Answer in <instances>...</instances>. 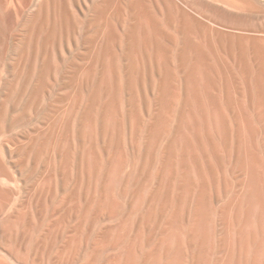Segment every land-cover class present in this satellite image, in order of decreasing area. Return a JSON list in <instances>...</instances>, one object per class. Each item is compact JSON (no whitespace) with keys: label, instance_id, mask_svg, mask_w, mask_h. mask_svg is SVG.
Masks as SVG:
<instances>
[{"label":"rangeland","instance_id":"obj_1","mask_svg":"<svg viewBox=\"0 0 264 264\" xmlns=\"http://www.w3.org/2000/svg\"><path fill=\"white\" fill-rule=\"evenodd\" d=\"M0 264H264V0H0Z\"/></svg>","mask_w":264,"mask_h":264},{"label":"bare ground","instance_id":"obj_2","mask_svg":"<svg viewBox=\"0 0 264 264\" xmlns=\"http://www.w3.org/2000/svg\"><path fill=\"white\" fill-rule=\"evenodd\" d=\"M146 4V3H145ZM145 8V7H144ZM139 9V8H138ZM120 14V13H119ZM173 26V25H172ZM179 32V31H178ZM205 36V35H204ZM115 37V36H114ZM118 45V44H117ZM198 51V50H197ZM204 54V53H203ZM206 54V53H205ZM223 58V57H222ZM208 59V58H207ZM210 59V58H209ZM227 63V62H226ZM128 68V67H127ZM211 70V69H210ZM151 79V78H150ZM120 80V79H119ZM153 82V81H152ZM132 85V84H131ZM141 89V88H140ZM251 110V109H250ZM227 146V145H226ZM205 155V154H204ZM208 161V160H207ZM185 165V164H184ZM224 173V172H223ZM259 173V172H258ZM214 180V179H213ZM203 186H205V185H203ZM180 189V188H179ZM206 192V191H205ZM211 193V192H210ZM180 194V193H179ZM200 194V193H199ZM207 194V193H206ZM205 197V196H204ZM205 199H207V197L205 198ZM235 201H236V199H235ZM208 206V205H207ZM205 209V208H204ZM196 213V212H195ZM236 217V216H235ZM224 221V220H223ZM196 223V222H195ZM244 225V224H243ZM166 233V232H165ZM190 242V241H189ZM204 251V250H203Z\"/></svg>","mask_w":264,"mask_h":264}]
</instances>
